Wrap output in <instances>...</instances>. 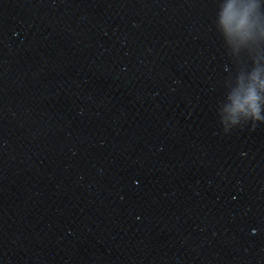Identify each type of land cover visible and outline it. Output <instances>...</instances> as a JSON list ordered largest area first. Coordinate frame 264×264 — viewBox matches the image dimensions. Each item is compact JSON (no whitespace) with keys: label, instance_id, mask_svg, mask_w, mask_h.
I'll use <instances>...</instances> for the list:
<instances>
[{"label":"water","instance_id":"obj_1","mask_svg":"<svg viewBox=\"0 0 264 264\" xmlns=\"http://www.w3.org/2000/svg\"><path fill=\"white\" fill-rule=\"evenodd\" d=\"M222 3L0 0V264H264V123L224 111L264 41Z\"/></svg>","mask_w":264,"mask_h":264},{"label":"clouds","instance_id":"obj_2","mask_svg":"<svg viewBox=\"0 0 264 264\" xmlns=\"http://www.w3.org/2000/svg\"><path fill=\"white\" fill-rule=\"evenodd\" d=\"M262 4L264 0H223L219 5L216 24L230 46L244 48L264 41ZM227 99L224 111L231 124L264 123V64L254 61L251 70L237 75Z\"/></svg>","mask_w":264,"mask_h":264}]
</instances>
